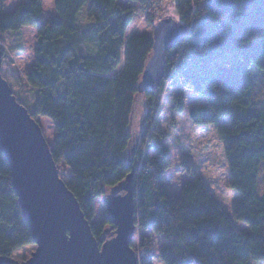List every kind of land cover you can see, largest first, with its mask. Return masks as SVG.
I'll list each match as a JSON object with an SVG mask.
<instances>
[{"label": "trees", "instance_id": "1", "mask_svg": "<svg viewBox=\"0 0 264 264\" xmlns=\"http://www.w3.org/2000/svg\"><path fill=\"white\" fill-rule=\"evenodd\" d=\"M127 1L54 0L57 15L49 18L44 0H28L12 12H6L0 1V41L9 31L36 28L34 63L25 78L36 90L30 113L36 120L38 116L52 120V152L58 164L70 169L69 189L93 222L94 201L134 172L141 249L148 254L158 235L165 239L159 255L151 252L140 264H155L156 257L165 264L264 263V104L256 98L257 73L264 83V0H172L189 33L167 52L161 86L145 92L138 85L154 41L147 33L127 37L138 13L131 2L147 8V21L157 23L164 18L159 8L165 0ZM123 53L124 67L118 72ZM215 55L222 56L220 61L208 67ZM167 84L190 88L206 98L190 110V118L197 125H214L224 142L230 186L241 195L234 217L250 231L234 224L205 180L194 174L190 161L182 162L192 177L180 193L168 189L166 172L172 161L155 121ZM138 99L148 109L143 135L135 122ZM175 99L176 109L183 112L184 93ZM226 120L230 124H224ZM144 145L157 154L149 158ZM107 229L116 230L107 217L92 223L100 244ZM32 244L11 167L0 148V256H12Z\"/></svg>", "mask_w": 264, "mask_h": 264}, {"label": "water", "instance_id": "2", "mask_svg": "<svg viewBox=\"0 0 264 264\" xmlns=\"http://www.w3.org/2000/svg\"><path fill=\"white\" fill-rule=\"evenodd\" d=\"M188 33V26L172 16L154 25L153 53L138 85L140 92L161 86L167 52ZM3 56L0 50V148L10 164L13 186L37 248L23 261L0 256V264H140L132 245L137 229L134 172L103 199L106 217L116 230H105L100 244L93 222L61 177L40 123L3 76Z\"/></svg>", "mask_w": 264, "mask_h": 264}, {"label": "rangeland", "instance_id": "3", "mask_svg": "<svg viewBox=\"0 0 264 264\" xmlns=\"http://www.w3.org/2000/svg\"><path fill=\"white\" fill-rule=\"evenodd\" d=\"M4 3L6 12H12L18 6L28 0H0ZM122 3H127V0H120ZM138 8V13L135 16L131 26L127 30V37L134 34H153L154 25L147 21V8H142L137 2H131ZM90 3L84 6L80 21L86 23V13ZM160 11L164 17L172 16L178 20L174 3L172 0H165L160 5ZM45 17H53L56 15L54 0H44ZM4 41H0V49L4 51L2 73L9 81L14 94L19 98L29 112L34 110L36 102V90L31 89L26 83L25 78L28 71L33 67L34 51L37 46L36 28L33 26H25L18 32L9 31ZM85 49H89V45H85ZM222 56L215 55L210 59L208 67L215 62L220 61ZM125 56L123 53L122 63L118 68L120 72L124 67ZM260 73L256 74L258 82L256 98L264 104V83ZM183 92L186 98V106L183 112H178L176 109V96ZM206 102V98L196 94L190 88H184L180 85L167 84L160 102V112L155 116V121L158 120L159 130L165 135L164 144L168 146L172 166L166 172L167 187L173 194H179L182 184L192 176L188 175L183 167L182 162L188 160L192 163L194 174L201 176L208 187L211 189L215 199L224 211L233 220L234 224L240 229L250 231V227L243 221H239L234 217V209L237 201L240 198V192L230 186V169L225 156L224 142L221 140L218 131L214 125H197L190 118V110L198 107ZM147 107L144 101H139L135 110L136 129L139 134L143 135L145 124L143 119L147 113ZM43 133L51 145L54 146L55 128L52 120L48 117L38 116ZM224 124H230V120H226ZM140 143V142H139ZM142 144V142H141ZM140 145V144H139ZM146 149V145H144ZM144 153L153 158L157 152L153 149H146ZM61 177L69 182L71 172L64 163H59ZM261 188L264 190V167L263 177L261 179ZM103 198H98L94 201L96 208V216L93 222H100L107 216V208ZM142 231L137 228L133 238V247L140 259L150 254L151 252L159 255V251L165 243L162 235H158L154 240V247L147 254V251L141 249L140 237ZM37 245H27L12 254V257L23 261L31 257V254L36 250ZM155 264H165L159 257H156ZM252 264H264L263 262H253Z\"/></svg>", "mask_w": 264, "mask_h": 264}, {"label": "crops", "instance_id": "4", "mask_svg": "<svg viewBox=\"0 0 264 264\" xmlns=\"http://www.w3.org/2000/svg\"><path fill=\"white\" fill-rule=\"evenodd\" d=\"M56 15H57V13H56ZM56 15H55V16H56ZM24 27H25V26H24ZM24 27H23V28H24Z\"/></svg>", "mask_w": 264, "mask_h": 264}]
</instances>
